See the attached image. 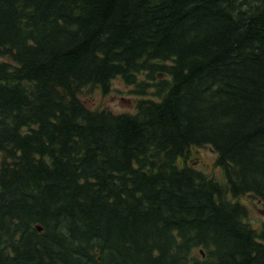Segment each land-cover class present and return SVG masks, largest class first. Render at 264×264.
<instances>
[{
  "label": "trees",
  "instance_id": "1",
  "mask_svg": "<svg viewBox=\"0 0 264 264\" xmlns=\"http://www.w3.org/2000/svg\"><path fill=\"white\" fill-rule=\"evenodd\" d=\"M0 154V264H264V0H0Z\"/></svg>",
  "mask_w": 264,
  "mask_h": 264
},
{
  "label": "rangeland",
  "instance_id": "2",
  "mask_svg": "<svg viewBox=\"0 0 264 264\" xmlns=\"http://www.w3.org/2000/svg\"><path fill=\"white\" fill-rule=\"evenodd\" d=\"M79 96L91 109L105 108L114 113L133 112L135 110V101L139 98L138 95L133 94L132 87L126 85L118 77L112 79L106 92H102L96 87H89L84 88ZM215 157V152L211 147L207 145L196 146L191 147L185 159L180 161L195 166L197 169L213 176L218 182L223 183L222 169L215 165ZM229 199L232 200L233 198L230 197ZM236 200L246 204L248 208L247 221L252 226L257 227L261 221H264V208L257 199L250 195H243L240 198H236Z\"/></svg>",
  "mask_w": 264,
  "mask_h": 264
},
{
  "label": "water",
  "instance_id": "3",
  "mask_svg": "<svg viewBox=\"0 0 264 264\" xmlns=\"http://www.w3.org/2000/svg\"><path fill=\"white\" fill-rule=\"evenodd\" d=\"M38 230H41V228L39 226H37Z\"/></svg>",
  "mask_w": 264,
  "mask_h": 264
}]
</instances>
